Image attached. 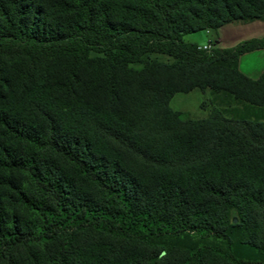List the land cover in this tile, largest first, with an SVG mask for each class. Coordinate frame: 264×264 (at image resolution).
<instances>
[{"label":"trees","instance_id":"trees-1","mask_svg":"<svg viewBox=\"0 0 264 264\" xmlns=\"http://www.w3.org/2000/svg\"><path fill=\"white\" fill-rule=\"evenodd\" d=\"M253 20L264 0H0V264H264V69L238 67L264 36L183 38ZM193 88L244 109L169 106Z\"/></svg>","mask_w":264,"mask_h":264},{"label":"crops","instance_id":"crops-1","mask_svg":"<svg viewBox=\"0 0 264 264\" xmlns=\"http://www.w3.org/2000/svg\"><path fill=\"white\" fill-rule=\"evenodd\" d=\"M194 34L192 42L205 44L213 42V46L230 47L242 40L264 36V20H253L246 23H231L218 28L216 31L201 30ZM206 38L205 40H203ZM239 69L246 75L256 78L264 69V48L246 52L239 56Z\"/></svg>","mask_w":264,"mask_h":264},{"label":"rangeland","instance_id":"rangeland-1","mask_svg":"<svg viewBox=\"0 0 264 264\" xmlns=\"http://www.w3.org/2000/svg\"><path fill=\"white\" fill-rule=\"evenodd\" d=\"M196 33H200V32L185 34L183 38L186 41H191L192 38H195L194 34ZM205 39L206 38H204L203 40ZM205 44L209 45L208 50L218 47V46H213L212 41L210 42L206 41ZM154 56L162 60H166V61L170 60V57L166 55H154ZM169 106L173 110L181 112L185 117H189L192 119H199L206 117L210 109L214 106H217V108L226 111L225 115L227 116L231 114L230 110L233 107L244 109L242 104H238L237 102H234L227 97L220 98L214 95L209 89L200 90L198 88H193L187 92L174 93L169 100ZM249 112H253V111L249 110ZM257 112L259 114L264 113L263 110Z\"/></svg>","mask_w":264,"mask_h":264},{"label":"built area","instance_id":"built-area-1","mask_svg":"<svg viewBox=\"0 0 264 264\" xmlns=\"http://www.w3.org/2000/svg\"><path fill=\"white\" fill-rule=\"evenodd\" d=\"M198 48L203 49V50H208L209 45L208 44L199 45Z\"/></svg>","mask_w":264,"mask_h":264}]
</instances>
